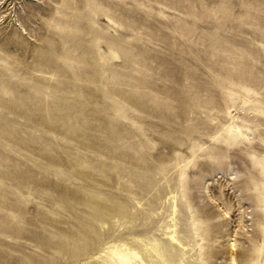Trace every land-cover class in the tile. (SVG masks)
Wrapping results in <instances>:
<instances>
[{"label":"rangeland","instance_id":"rangeland-1","mask_svg":"<svg viewBox=\"0 0 264 264\" xmlns=\"http://www.w3.org/2000/svg\"><path fill=\"white\" fill-rule=\"evenodd\" d=\"M173 194L177 264H264V0H0V264L163 246Z\"/></svg>","mask_w":264,"mask_h":264},{"label":"bare ground","instance_id":"bare-ground-1","mask_svg":"<svg viewBox=\"0 0 264 264\" xmlns=\"http://www.w3.org/2000/svg\"><path fill=\"white\" fill-rule=\"evenodd\" d=\"M229 114L232 118L238 116V112L234 110H230ZM172 199L171 226L166 227L164 236V239H166L165 245L160 246L154 240L147 241L141 243L143 246V251H141L139 248L128 245L124 241L106 243L94 253L93 259L101 261L102 264H177L174 254L170 253L167 248L169 247L171 251L179 249L183 253H186L191 246L186 241L187 236L181 228L183 224L178 216L179 206L177 194H173ZM229 215V210L223 211L224 217H229ZM232 234L228 236V242L232 249L230 254L231 261L234 262L233 250L236 247V239L232 237ZM136 241L142 240L137 238ZM181 262L182 260L179 263Z\"/></svg>","mask_w":264,"mask_h":264}]
</instances>
